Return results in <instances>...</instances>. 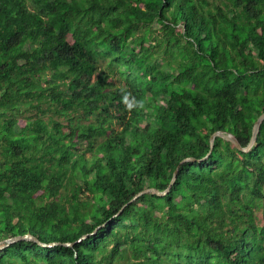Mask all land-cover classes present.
I'll return each mask as SVG.
<instances>
[{
	"label": "trees",
	"instance_id": "obj_1",
	"mask_svg": "<svg viewBox=\"0 0 264 264\" xmlns=\"http://www.w3.org/2000/svg\"><path fill=\"white\" fill-rule=\"evenodd\" d=\"M263 113L264 0H0V264H264Z\"/></svg>",
	"mask_w": 264,
	"mask_h": 264
},
{
	"label": "water",
	"instance_id": "obj_2",
	"mask_svg": "<svg viewBox=\"0 0 264 264\" xmlns=\"http://www.w3.org/2000/svg\"><path fill=\"white\" fill-rule=\"evenodd\" d=\"M264 123V113L258 118V120L255 122L254 124V128H253V132H252V137H251V140L249 142V144L247 145V147H242V145L240 144V142L238 141V139L232 135V134H228V133H225V132H216L212 135L211 139H210V144H211V150L210 152L208 153V155L205 157V159H208L212 153V150L214 148V143H215V139L217 137H220V138H223L224 140L230 142L232 144L233 147L243 151V152H248L251 150V148L255 145L256 141H257V138H258V135L260 133V129H261V126L262 124ZM187 161H193V162H196L197 160L195 158H187V159H184L181 164L187 162ZM202 160H200L201 162ZM179 169H180V166L177 168V170L175 171V174H174V177H173V180L170 184V186L168 187V189L164 192H160L158 191L157 189H148V190H145L143 192H141L139 195H137L134 200H136L137 198H139L141 195L143 194H146V193H155L159 196H165L167 195L173 184L176 182L177 180V177H178V174H179ZM87 236L83 237V239H85ZM33 240V241H37L39 244H41V246L43 247H54L55 245H57L56 243H52V244H45V243H42V242H39L36 238H34L33 236H31L30 234L28 235H23V236H19V237H15V238H10V239H7L3 242H0V245L1 244H5L4 246L0 247V250L16 243L17 241H20V240ZM68 246H73L71 244H68Z\"/></svg>",
	"mask_w": 264,
	"mask_h": 264
},
{
	"label": "rangeland",
	"instance_id": "obj_3",
	"mask_svg": "<svg viewBox=\"0 0 264 264\" xmlns=\"http://www.w3.org/2000/svg\"><path fill=\"white\" fill-rule=\"evenodd\" d=\"M107 61H105L104 63H106ZM28 235V234H27Z\"/></svg>",
	"mask_w": 264,
	"mask_h": 264
}]
</instances>
